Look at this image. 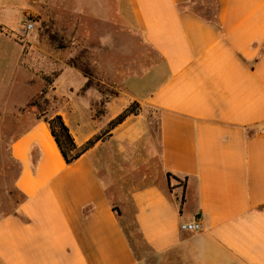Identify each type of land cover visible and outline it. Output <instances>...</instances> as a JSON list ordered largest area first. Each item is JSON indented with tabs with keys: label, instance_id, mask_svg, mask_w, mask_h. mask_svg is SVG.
<instances>
[{
	"label": "crops",
	"instance_id": "0c3cea01",
	"mask_svg": "<svg viewBox=\"0 0 264 264\" xmlns=\"http://www.w3.org/2000/svg\"><path fill=\"white\" fill-rule=\"evenodd\" d=\"M129 2L155 60L58 114L78 147L139 114L71 165L41 120L11 143L20 203L0 264H264V0ZM16 3L0 0L1 27ZM5 50L0 33V66Z\"/></svg>",
	"mask_w": 264,
	"mask_h": 264
},
{
	"label": "rangeland",
	"instance_id": "374dc122",
	"mask_svg": "<svg viewBox=\"0 0 264 264\" xmlns=\"http://www.w3.org/2000/svg\"><path fill=\"white\" fill-rule=\"evenodd\" d=\"M16 2L12 8L20 11L11 14L8 7L7 35L1 33L7 50L0 66V219L20 203L14 186L19 166L11 157V143L31 128L38 112L42 118L62 112L71 93L98 91L102 102L115 98L127 91L125 80L137 73L139 60H155L151 51L140 48L143 41L129 0ZM29 19L34 27L26 32Z\"/></svg>",
	"mask_w": 264,
	"mask_h": 264
},
{
	"label": "trees",
	"instance_id": "16d2710c",
	"mask_svg": "<svg viewBox=\"0 0 264 264\" xmlns=\"http://www.w3.org/2000/svg\"><path fill=\"white\" fill-rule=\"evenodd\" d=\"M0 33L4 32V28L0 26ZM45 91H43L41 97H43ZM29 107L36 108L40 111V107L34 106L33 103L29 104ZM140 107L137 103H131L121 114H119L114 120L108 125L107 131H101L97 135L93 136L82 146L78 147L75 144L74 138L72 137L68 127L65 125L62 117L58 114L51 116L50 118H42L38 114L36 115L37 120L43 121L49 130V133L66 165H71L76 162L85 152L90 150L95 144L103 140L104 136L112 131L114 128L122 124L127 118L131 116H137L139 114ZM183 199L181 200V202Z\"/></svg>",
	"mask_w": 264,
	"mask_h": 264
},
{
	"label": "built area",
	"instance_id": "2783aa9c",
	"mask_svg": "<svg viewBox=\"0 0 264 264\" xmlns=\"http://www.w3.org/2000/svg\"><path fill=\"white\" fill-rule=\"evenodd\" d=\"M34 27V22L29 19L25 22V31L26 32H30ZM201 228V225L199 224L198 221H194V222H186V223H182L180 225V230L182 232H186V233H194V232H198Z\"/></svg>",
	"mask_w": 264,
	"mask_h": 264
},
{
	"label": "bare ground",
	"instance_id": "6f19581e",
	"mask_svg": "<svg viewBox=\"0 0 264 264\" xmlns=\"http://www.w3.org/2000/svg\"><path fill=\"white\" fill-rule=\"evenodd\" d=\"M44 133H45V137L49 140V139H50V136H49V134H48V131L45 130Z\"/></svg>",
	"mask_w": 264,
	"mask_h": 264
}]
</instances>
